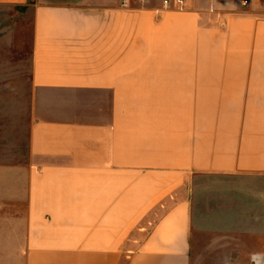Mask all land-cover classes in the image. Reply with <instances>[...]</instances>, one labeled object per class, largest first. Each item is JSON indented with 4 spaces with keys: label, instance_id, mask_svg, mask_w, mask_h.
<instances>
[{
    "label": "crops",
    "instance_id": "obj_1",
    "mask_svg": "<svg viewBox=\"0 0 264 264\" xmlns=\"http://www.w3.org/2000/svg\"><path fill=\"white\" fill-rule=\"evenodd\" d=\"M165 1L0 0L33 39L0 264H191L199 177L230 183L264 264V0Z\"/></svg>",
    "mask_w": 264,
    "mask_h": 264
},
{
    "label": "rangeland",
    "instance_id": "obj_2",
    "mask_svg": "<svg viewBox=\"0 0 264 264\" xmlns=\"http://www.w3.org/2000/svg\"><path fill=\"white\" fill-rule=\"evenodd\" d=\"M33 74L32 10L0 7V164L28 156ZM199 177L193 182L191 264H250L251 237L239 231L230 183ZM230 213V217L225 215ZM231 218V220L229 219ZM229 219V220H228ZM8 221V216H0Z\"/></svg>",
    "mask_w": 264,
    "mask_h": 264
},
{
    "label": "built area",
    "instance_id": "obj_3",
    "mask_svg": "<svg viewBox=\"0 0 264 264\" xmlns=\"http://www.w3.org/2000/svg\"><path fill=\"white\" fill-rule=\"evenodd\" d=\"M241 3H242V6L243 7H246L249 3V0H240ZM184 3H185V0H174L173 1V5L177 8H182L184 6ZM165 5L166 6H170L171 5V2H169L168 0L165 1Z\"/></svg>",
    "mask_w": 264,
    "mask_h": 264
}]
</instances>
